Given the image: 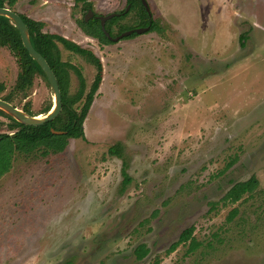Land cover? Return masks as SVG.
<instances>
[{"label": "rangeland", "instance_id": "obj_1", "mask_svg": "<svg viewBox=\"0 0 264 264\" xmlns=\"http://www.w3.org/2000/svg\"><path fill=\"white\" fill-rule=\"evenodd\" d=\"M147 2L159 28L112 43L83 30L84 4L107 15L128 8L127 0L9 6L93 51L104 71L85 138H70L58 153L15 151L0 174V264H264V0ZM130 8L109 22L114 36L140 27ZM59 46L84 77L80 112L97 69ZM19 72L17 57L0 46V97L44 116L55 103L47 77L37 74L16 93ZM68 87L70 96L80 87L73 69ZM11 116L0 115V133L18 129ZM117 144L120 156L109 151ZM124 164L131 180L123 188ZM252 176L259 183L252 194L223 202ZM191 226L199 245L168 251ZM142 243L150 253L139 260Z\"/></svg>", "mask_w": 264, "mask_h": 264}, {"label": "trees", "instance_id": "obj_2", "mask_svg": "<svg viewBox=\"0 0 264 264\" xmlns=\"http://www.w3.org/2000/svg\"><path fill=\"white\" fill-rule=\"evenodd\" d=\"M17 1L18 0H0V6L13 7ZM127 4L130 5L131 10L139 12L142 20L138 26H146L151 23L150 30L159 28L158 24H156L152 17L149 16L142 0H127ZM20 15L28 26L33 46L46 58L57 76L62 93V111L55 119L35 126L23 124L16 121L14 117H10L14 121L10 127L18 126V129L13 134L0 133V174L8 169L11 163L12 154L15 151L28 154L38 148H42L44 152L43 154L50 152L58 153L65 150L70 138H85L83 124L103 79L104 68L102 61L93 53V51L86 49L80 44L70 41L61 35L44 32L43 22L22 13H20ZM115 18H112L110 22H115ZM106 29L109 32L111 31L109 28V22L106 24ZM125 29L126 28H123L122 30ZM83 30L86 34L96 37L101 43H112V40L107 37L101 28L98 19L91 22H85L83 20ZM137 34V32H133L129 37L136 36ZM59 43L63 44L66 49L84 56L97 69L95 79L80 112L74 108V104L79 102L85 94L84 77L74 64L62 59ZM0 46L8 47L18 60L20 72L18 74L14 92H24L30 88L34 84V79L37 74L45 76L41 66L32 58L28 50L25 48L18 28L12 23L9 17L1 14ZM70 69L75 70L80 81V87L77 93L73 96L68 94ZM4 89V85L0 84V92L4 91ZM50 109L51 106L47 107L44 112L48 113ZM26 112L34 115L29 109H26ZM0 115L10 116L1 108ZM53 129L63 131V133H54L52 131ZM109 151L114 155L120 156L122 147L119 144L113 145L110 147ZM130 180L131 177L127 173L126 165L124 164L122 181L123 188L130 182ZM258 184V179L255 176H252L245 181L235 183L223 197V202L225 204L238 202L245 194H252L258 187ZM237 213L238 209L235 207L230 211L228 220L231 221ZM193 232L194 226L184 229L180 234L179 239L170 246L168 251L175 250L180 244H185L189 240L191 241L189 251L195 249L200 242H198L195 236H193ZM149 253L150 249L145 243H142L135 248L136 257L139 260H143ZM158 263L159 260H156L153 264Z\"/></svg>", "mask_w": 264, "mask_h": 264}, {"label": "water", "instance_id": "obj_3", "mask_svg": "<svg viewBox=\"0 0 264 264\" xmlns=\"http://www.w3.org/2000/svg\"><path fill=\"white\" fill-rule=\"evenodd\" d=\"M147 12L149 13L150 16H152V12L150 9V6L147 2V0H142ZM129 8V7H128ZM128 8L126 10H128ZM0 14L1 15H5L7 17H9L12 21V23L18 28V31L21 35L23 44L25 46V48L28 50L29 54L32 56V58L37 61V63L41 66L42 70L45 73V76L47 77L53 92L55 94V103L53 105V107L50 109V111L48 113H46L44 116H39V115H29L27 114L24 110L20 109L19 107L15 106L13 103L3 99L0 97V108L3 109L5 112L9 113L10 115H12L15 119H17L19 122L23 123V124H27V125H41L44 124L48 121H51L53 119H55L60 112L62 111V93H61V89H60V85H59V81L57 79V76L54 72V70L52 69V67L50 66V64L48 63V61L46 60V58L35 49V47L33 46L31 39H30V35H29V29L27 24L25 23V21L23 20L22 16L20 15V13H18L17 11L11 9L9 6H0ZM116 13H110L107 15H101L100 21H101V27L103 29V31L105 32V34L109 37H111V34L109 31H107L106 29V20L113 17ZM148 27H139L136 29H132V30H128L124 33H122L121 35L112 38L113 40H119L125 36H129L132 32H137V33H144L148 28ZM54 133H63V131H59V130H52Z\"/></svg>", "mask_w": 264, "mask_h": 264}, {"label": "flooded vegetation", "instance_id": "obj_4", "mask_svg": "<svg viewBox=\"0 0 264 264\" xmlns=\"http://www.w3.org/2000/svg\"><path fill=\"white\" fill-rule=\"evenodd\" d=\"M144 5V4H143ZM84 7H87L86 9H87V13L84 15V18H83V20L85 21V22H91V21H94V20H96V19H98L99 21H100V16L101 15H98L97 13H95L94 11H93V8H92V6L91 5H85L84 4ZM127 7H128V4H127ZM129 7H130V5H129ZM127 9V8H126ZM126 9H123V10H121V12H113V13H116L113 17H111V18H109V19H107L106 20V23L105 24H107L108 22H110L111 20H112V18H115V17H117V16H119V15H125L126 13H128V12H126ZM149 14V13H148ZM150 16V15H149ZM151 17V16H150ZM100 24H101V21H100ZM151 25V23L150 24H148V25H146V26H140V27H148V26H150ZM102 28V27H101ZM136 28H139V27H131V28H128V29H125V30H122V31H120V32H118V35H115L114 36V34H112L113 32L112 31H110V34H111V37L112 38H115V37H117V36H119V35H121L122 33H124V32H126V31H128V30H134V29H136ZM108 31V30H107ZM135 32V31H134ZM105 33V32H104ZM133 33V32H132ZM131 35V34H130ZM108 37V36H107ZM125 37H127V36H125ZM125 37H123V38H125ZM109 38V37H108ZM111 38V39H112ZM110 39V38H109ZM73 52V51H72Z\"/></svg>", "mask_w": 264, "mask_h": 264}, {"label": "crops", "instance_id": "obj_5", "mask_svg": "<svg viewBox=\"0 0 264 264\" xmlns=\"http://www.w3.org/2000/svg\"><path fill=\"white\" fill-rule=\"evenodd\" d=\"M203 1V2H202ZM202 5L207 7H229L227 3H224L223 0H201ZM219 3L220 6H217ZM236 4L231 1L230 7H234Z\"/></svg>", "mask_w": 264, "mask_h": 264}]
</instances>
